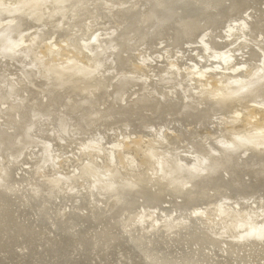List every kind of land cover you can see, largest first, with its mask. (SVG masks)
<instances>
[{
    "label": "bare ground",
    "instance_id": "6f19581e",
    "mask_svg": "<svg viewBox=\"0 0 264 264\" xmlns=\"http://www.w3.org/2000/svg\"><path fill=\"white\" fill-rule=\"evenodd\" d=\"M132 1L0 0V264H264V0Z\"/></svg>",
    "mask_w": 264,
    "mask_h": 264
},
{
    "label": "water",
    "instance_id": "95a60500",
    "mask_svg": "<svg viewBox=\"0 0 264 264\" xmlns=\"http://www.w3.org/2000/svg\"><path fill=\"white\" fill-rule=\"evenodd\" d=\"M131 2H133L132 0H131ZM108 9H110V7L108 8ZM113 9L114 10H117L118 8H117V5H113ZM256 15H258V14H254V13H252L251 14V16H252V18H251V20L253 19V17L255 18L256 17ZM246 18V17H245ZM245 18H244V21H248V22H250L251 20H245ZM129 21L127 20V21H125V26H124V28H123V32L122 33H124L126 30H128V28H129V23H128ZM246 23V22H245ZM242 27V32H248L249 31V25H246L245 27H244V23H242V22H239L237 25L236 24H232V27H234V29L232 30V32H230V33H232V34H234V33H236V30H237V27ZM231 29V28H230ZM238 34V33H237ZM232 37V35H230V38ZM121 38H122V36H121ZM168 38H170V37H168ZM225 38V37H224ZM224 38H222V41H224L225 42V40H227L226 38L224 39ZM244 38H246V34H244V35H242L241 36V39L239 40V41H241V40H243ZM94 39V38H93ZM93 42L92 43H94V40H92ZM203 41L205 42V45H206V50H211L212 48H213V45L211 44V42H210V40H209V37L208 36H206V37H204V39H203ZM117 43H119V41L117 40ZM237 44H239V42L237 43ZM146 45H148V44H146ZM146 45H144V46H146ZM152 46V45H151ZM204 46V45H203ZM235 46V45H234ZM143 47V46H142ZM118 48V47H117ZM114 49H112V51H111V53L112 52H114L113 51ZM116 51H118V50H116ZM244 52H246V51H244ZM115 54V53H114ZM235 57H237V56H235ZM243 58H248L247 57V53H245L244 55H243ZM262 62H264V61H262ZM113 63H116V62H113ZM115 66H116V64H115ZM33 68H35V67H32L31 69H33ZM139 82L141 81V82H144V80H138ZM145 83V82H144ZM106 91H108V90H106ZM164 94H166V93H164ZM166 96H168L167 94H166ZM125 98H126V95H125ZM117 99V98H116ZM204 100L206 101L207 99H205L204 98ZM118 101V100H117ZM205 101H202V102H205ZM187 102V101H186ZM196 106H197V104H195ZM199 106V105H198ZM215 109V107H213V110ZM7 111V110H6ZM0 147L2 148V143H0ZM264 147V146H263ZM59 149H61L60 147L57 149V147H56V149L55 148H50L49 150H50V153H52V155H54L56 152H58V150ZM215 155H218V153H216ZM173 156V158L175 159V154H173L172 155ZM24 159H25V157H20V158H17V159H15V160H12L11 162H14V165H15V167H14V169H16V171L18 170L17 168L18 167H23V164L25 163L24 162ZM0 161H3L4 162V158L2 157V158H0ZM5 161H6V159H5ZM10 162V160L7 162H5V164L6 163H11ZM52 162V164H53V161H51ZM207 164V163H206ZM6 167H8V166H6ZM48 167H51L50 165L48 166ZM210 173H213V170H207V171H204V172H202L201 173V176L200 177H197V178H191V177H189L188 175H185L184 177L185 178H187V179H189L190 180V182L186 185V187L188 188V190H190L191 191V188H192V191L190 192V194L189 195H186V193H184V192H180V191H178L177 189H178V187H176L175 189L176 190H174V192H177L178 193V196H182L183 198L184 197H186L185 198V200L186 201H188L190 198H192V195H194V187H196V189H197V192H198V190H199V180L200 179H204V180H206V179H209L208 177H210V174H209V172ZM206 172H207V174H206ZM1 173H2V175L3 176H1V174H0V181H8L9 180V175H10V173H9V171H8V169H6V168H4V169H2V171H1ZM31 174H33V176H36V173H31ZM35 174V175H34ZM29 176V175H28ZM28 176L26 177H24L25 178V180L24 181H21L22 182V184H24L25 186L24 187H28L27 185H28V180H27V178H28ZM8 180H7V179ZM29 181H33V178H31V180H29ZM9 182V181H8ZM201 183L202 182H204V181H200ZM211 183L210 181H206V183ZM4 183V182H3ZM2 183V184H3ZM186 190V189H185ZM246 204V206H248L251 210H252V207L250 206V204H255V206H262V207H264V200L263 199H254V198H245L244 196H242V197H236V199H228V200H222V202H221V208H226L227 206L231 209L230 210V212H233V211H235V209L237 208V207H239L240 205H245ZM220 205H219V202H216L215 204H214V206H213V208H215V209H217L218 207H220ZM209 206V205H208ZM233 206H234V208H233ZM236 206V207H235ZM227 207V208H228ZM213 208L211 209V210H213ZM172 210H170L169 212H168V217L169 218H171L172 216V212H171ZM198 215V214H197ZM254 214H253V211H252V214H251V216H252V218H254V220H252V223H255L258 219V217H260V218H262V219H264V212L263 213H261V215L260 216H258L257 217V215H256V219H255V215L253 216ZM165 216V215H164ZM191 216V215H190ZM189 216V217H190ZM195 216V215H194ZM186 217V216H185ZM189 217H187V218H189ZM218 218V216H215V215H213L212 217H211V219H212V223L210 222V224L207 226V228H206V230H207V232L210 234V236H218L220 239H222V240H224V238H227L228 239V237L232 234V232H229L228 231V229H225L224 227H223V222L224 221H220V222H218V223H216V219ZM178 221H180V222H178ZM205 222H206V220H204ZM177 224H176V228L174 229V231L176 230H179V226H185L186 227V225L187 224H189L190 222H188V223H183V222H185V218L184 217H182L181 219L180 218H178V220H177ZM182 226V227H183ZM227 235V236H226ZM226 236V237H225ZM254 240V239H253ZM263 240H264V238L262 239V240H256L255 239V243L256 244H254V245H251V246H249L248 248H246V254H249V253H253V252H256L257 250H258V248L260 247V245H261V243L263 242ZM264 250V249H263ZM250 251V252H249ZM261 256H264V253L261 255ZM262 260H260V262H261Z\"/></svg>",
    "mask_w": 264,
    "mask_h": 264
},
{
    "label": "rangeland",
    "instance_id": "374dc122",
    "mask_svg": "<svg viewBox=\"0 0 264 264\" xmlns=\"http://www.w3.org/2000/svg\"><path fill=\"white\" fill-rule=\"evenodd\" d=\"M244 18H245V17H244ZM100 38H101V37H100ZM156 59H157V58H155V60H156ZM163 59H164V58H162V59H159V60H157V62H156L155 60H153V61H155V63H159V62H162V61H163ZM158 61H159V62H158ZM155 63H154V64H155ZM0 120H2V119H0ZM1 123H2V122H1ZM139 126H140V125H139ZM141 126H143V123L141 124Z\"/></svg>",
    "mask_w": 264,
    "mask_h": 264
}]
</instances>
